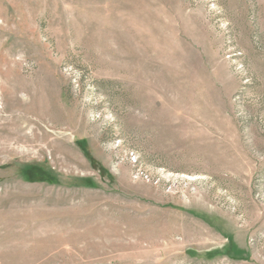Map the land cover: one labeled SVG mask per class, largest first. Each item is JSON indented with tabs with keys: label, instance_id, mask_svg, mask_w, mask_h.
I'll use <instances>...</instances> for the list:
<instances>
[{
	"label": "rangeland",
	"instance_id": "1",
	"mask_svg": "<svg viewBox=\"0 0 264 264\" xmlns=\"http://www.w3.org/2000/svg\"><path fill=\"white\" fill-rule=\"evenodd\" d=\"M0 264H264V0H0Z\"/></svg>",
	"mask_w": 264,
	"mask_h": 264
},
{
	"label": "bare ground",
	"instance_id": "2",
	"mask_svg": "<svg viewBox=\"0 0 264 264\" xmlns=\"http://www.w3.org/2000/svg\"><path fill=\"white\" fill-rule=\"evenodd\" d=\"M37 129V128H36ZM22 141V140H21Z\"/></svg>",
	"mask_w": 264,
	"mask_h": 264
}]
</instances>
